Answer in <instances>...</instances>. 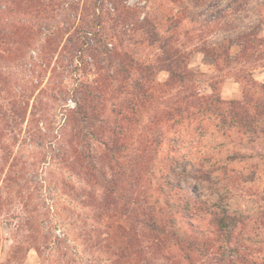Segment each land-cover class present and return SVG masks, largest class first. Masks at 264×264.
<instances>
[{
  "label": "trees",
  "instance_id": "16d2710c",
  "mask_svg": "<svg viewBox=\"0 0 264 264\" xmlns=\"http://www.w3.org/2000/svg\"><path fill=\"white\" fill-rule=\"evenodd\" d=\"M5 2L8 5L2 7ZM167 18L175 19L174 15ZM154 19L145 6L131 7L123 0H0V34L3 43L16 45L13 59L29 55L36 59L29 61L36 66L39 56L54 51L62 41L63 52L72 59L67 68L76 78L64 92L74 107L62 112L64 121L59 125L43 115L50 122V132L41 137L62 144L65 154L68 145L100 172L101 209L125 219V225L116 226L125 241L114 250V260L138 258L135 264H142L147 240V247L168 249L175 257L187 251L189 262L193 253L211 252L208 264H264V257L255 256L246 242L261 234L264 211L254 216L229 205L245 176L234 163L258 157L257 165L264 173V83L242 75L244 91L239 99H224L216 81L210 84V93L190 88L198 77L189 65L191 51L176 44V32L167 34L164 20ZM127 22H135L133 32L122 27ZM34 24L38 26L35 33ZM137 32L147 45L158 49L154 61H144L137 50L132 51L142 42L135 37ZM119 46L126 48L118 51ZM235 46L239 50L233 54ZM35 48L36 57L31 54H37ZM204 52L218 71L263 63L264 32L252 28ZM92 65L97 76L81 78ZM163 71L168 77L161 82L158 75ZM41 94L43 90L36 98ZM108 94L114 96V107L107 111ZM174 94L177 99L167 104L165 99ZM206 119L223 136L238 138L231 148L217 157L214 154L217 159L212 164L187 156L160 160L169 136L177 139L187 123L200 125ZM220 183L223 187L216 190L217 197L199 188V184Z\"/></svg>",
  "mask_w": 264,
  "mask_h": 264
},
{
  "label": "rangeland",
  "instance_id": "374dc122",
  "mask_svg": "<svg viewBox=\"0 0 264 264\" xmlns=\"http://www.w3.org/2000/svg\"><path fill=\"white\" fill-rule=\"evenodd\" d=\"M123 2L131 7L145 6L157 23L165 21L167 34L177 33L176 44L191 51L189 65L198 73L190 88L210 93V84L216 81L224 99H239L244 91V82L239 79L242 75L264 83V62L218 71L204 52L214 45L228 43L243 31L260 28L264 32V0H195L179 4L170 0ZM6 5L5 2L1 6ZM167 15H174L175 19L171 21ZM144 16L145 12L140 20ZM178 18L180 21L176 22ZM121 25L129 32L136 26L135 22ZM33 30L35 33L38 26L34 24ZM135 37H141L142 42L132 51L137 50L144 61H154L158 49L147 45L140 32ZM3 42L0 34V264H135L138 258L123 263L114 260V250L125 241L116 233V226L125 225V219L111 217L101 209L100 172L93 169L90 160L78 158L68 145L64 146L69 152L65 154L62 144L41 137L50 132V122L43 115L47 114L59 125L64 121L62 112L74 107V101L64 92L76 77L68 71L72 59L63 52V41L54 51L41 54L36 66L29 62L36 60L29 55L21 60L13 59L18 53L16 45ZM116 43L118 39L113 42ZM123 48L119 46L118 51ZM35 50L37 54H31L36 57L39 51ZM238 50L235 46L231 52L235 54ZM97 72L92 65L87 73H81V78L93 80ZM167 77V72L163 71L158 80L162 82ZM41 90L43 94L36 98ZM106 98L104 104L108 111L114 107V96L108 94ZM176 99L174 94L165 101L170 104L169 101ZM186 125L177 139L173 135L166 139L160 153L161 161L187 156L212 164L219 153L238 140L223 136L208 119L200 125L194 122ZM257 162L258 157H253L234 163L237 172H244L245 176L234 191L235 195L229 198V205L246 214L261 216L264 173ZM200 187L207 196L217 197L216 190L223 187V183L199 184ZM110 224L114 225L111 230ZM144 231L148 232V228ZM246 242L255 256L264 257V228L261 234H254ZM144 244L146 260L143 257L142 264H147L148 259H151L150 264L209 263L211 252L208 255L193 253L189 262L185 259L187 251L175 257L168 249L147 247V240Z\"/></svg>",
  "mask_w": 264,
  "mask_h": 264
}]
</instances>
